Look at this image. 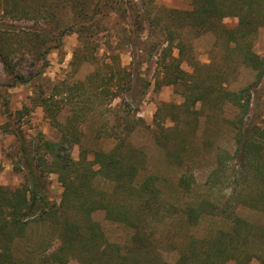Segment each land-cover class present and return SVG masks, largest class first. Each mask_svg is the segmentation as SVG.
<instances>
[{
	"label": "trees",
	"instance_id": "obj_1",
	"mask_svg": "<svg viewBox=\"0 0 264 264\" xmlns=\"http://www.w3.org/2000/svg\"><path fill=\"white\" fill-rule=\"evenodd\" d=\"M192 5L191 10H175L159 7L157 0H0V61L10 79L5 86L24 82L18 68L28 56L45 67L47 56L62 48L70 31H76L79 39L72 67L95 60L103 33L113 32L114 43L120 42L130 53L131 65L155 66L157 89H183L189 113H197L194 106L201 100L227 103L238 109L236 119L229 123L240 148V167L225 178L231 182L238 204L264 213V128L247 123L253 87L264 80V58L253 51L252 43L264 27V0H193ZM227 17L238 19L235 29L224 26ZM187 29L198 37L215 34L228 46L234 45L243 63L255 72L253 84L239 91L222 85L217 90L185 71L182 58L187 44L183 33ZM110 69L105 74L95 72L87 82H78L51 96L39 94L38 105L58 128V141L41 135L28 140L8 104L3 103L9 120L4 131L18 140L14 171L22 177V183L15 189L0 185V264H227L231 260L250 264L259 256L254 253V245L260 239L258 249L264 254L262 227L238 216L229 204L231 200L221 205L204 199L198 205L182 208L180 215L187 224L200 226L204 219L218 218L228 229L200 241L191 237L183 250L172 246L178 253L176 261L164 260L159 228L172 219L175 211L161 189L168 181L147 174L141 154L129 147L126 139L109 151L86 148L78 159L73 157L74 147L82 144L78 120L87 109L79 106H86L90 97L100 101L110 97L130 99L127 106L138 107L141 95L153 84L140 70ZM137 85L141 86L140 95L135 92ZM58 95L74 106L73 115L64 123L58 119ZM22 115L19 111L16 118ZM129 117L124 119L130 127ZM163 123L157 113L156 138L160 143L167 142ZM167 149L169 160H180L176 150ZM222 152L216 155L218 167L212 174L215 180L225 173L228 154ZM90 153L93 160L89 159ZM52 175L57 176L63 189L58 202L51 199ZM102 182H107V188L100 187ZM175 187L189 192L192 181L182 176ZM97 211L129 231L122 243L108 240L102 225L94 219ZM167 235L170 237L169 232ZM258 258L261 260V255Z\"/></svg>",
	"mask_w": 264,
	"mask_h": 264
},
{
	"label": "rangeland",
	"instance_id": "obj_2",
	"mask_svg": "<svg viewBox=\"0 0 264 264\" xmlns=\"http://www.w3.org/2000/svg\"><path fill=\"white\" fill-rule=\"evenodd\" d=\"M157 4L161 8L175 10L193 8V0H157ZM223 24L228 29H235L238 19L227 17ZM183 34L187 50L182 58V68L194 74L196 79L207 81L208 85L214 86L217 90H220L222 85L228 90L239 91L253 84L255 72L243 63V56L235 50L234 45L228 46L215 34H204L198 37L189 29ZM113 36V32L103 33L95 60L72 67L71 62L79 47V39L76 31H70L64 37L62 48L47 56L48 64L45 67L30 56L26 57L18 68L23 73L24 82L11 88L5 86L10 83V79L0 61V185L15 189L22 183V177L14 171L18 140L12 133L4 131L9 121L4 114V102L8 104L10 111L14 114L15 123L28 140H34L41 135L46 140L58 141L60 139L58 128L53 126L44 108L38 105L39 94L44 92L46 96H51L54 92L67 90L78 82H87V78L95 72L100 71L105 74L111 70L110 68H114L117 72L120 67H123L132 72L140 70L142 75L146 74V78L153 80L152 86L146 94L141 95V103L138 107L127 106L131 103L130 99L111 100L110 97L103 98L102 101L90 97L86 106H79L87 109L82 113L84 116L78 120V126L83 133L82 144L74 147L73 157L78 159L82 149L86 148L94 151H109L121 140L126 139L128 146L141 154L145 172L156 174L168 181L162 183L161 189L165 193V200L174 206L175 211L172 219L169 218L165 224L160 225L159 232L164 241H161L159 245L163 247L162 258L171 263H174L178 256L177 252H173L172 246L177 251L183 250L191 237L200 241V239L212 237L211 235L220 229H228L227 225L218 218L204 219L200 226L187 224L186 219L180 215V211L186 205H198L204 199L224 205L231 200L229 204L231 208L236 209L238 216L264 230V213L245 207L241 203L238 204L231 182L225 178V175L230 176L235 171H239L240 167V148L229 123L230 120L236 119L238 109L227 103L216 104L212 100H201L194 106L197 113H189L183 89L174 86L157 89L153 79L155 66L145 64L139 68L137 64L131 65L130 53L122 48L123 45L120 42L118 45L115 44ZM252 43L253 51L264 58V27L259 29ZM175 53L177 55L178 52L175 51ZM140 89L141 86L137 85L135 92L138 95H140ZM62 96L58 95L56 100L59 101L58 110L61 115H58V119L64 123L67 117L73 115L74 106L63 100ZM164 104L177 108L164 107ZM19 111L23 115L17 119L16 113ZM157 113L160 120H164L163 124L167 130L163 132L167 142L160 143L156 138L159 133L156 126ZM127 115L130 116V127L124 119ZM117 118H121V122H118ZM247 123L264 128V80L259 86L253 87ZM163 145L176 150L180 160L176 162L169 160L168 147ZM220 152L228 154L225 156L228 157V161L225 164V173L221 174L220 179L215 180L212 174L218 167L216 155ZM89 159L93 160L91 153ZM182 176L192 181V189L189 192L183 189L176 190V183ZM50 179L51 199L58 202L63 189L56 175H52ZM107 186V182H102L100 185L104 188ZM93 216L102 225L110 242L122 243L127 238L129 231L109 221L103 211H97ZM160 236L158 235V238ZM169 241L172 245L167 244ZM261 241L260 239L254 245V253H258L262 258L260 260L259 256L255 257L250 264H264V254L258 249ZM262 244L264 246V241ZM70 264L77 263L72 261ZM227 264L241 263L231 260Z\"/></svg>",
	"mask_w": 264,
	"mask_h": 264
}]
</instances>
